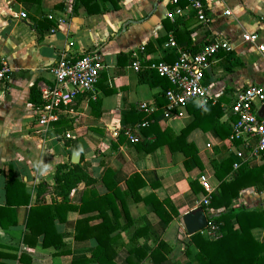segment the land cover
Here are the masks:
<instances>
[{
    "label": "crops",
    "instance_id": "crops-1",
    "mask_svg": "<svg viewBox=\"0 0 264 264\" xmlns=\"http://www.w3.org/2000/svg\"><path fill=\"white\" fill-rule=\"evenodd\" d=\"M86 1L88 5L41 0L36 5L0 0V57L13 69L8 91L0 98V264H99L94 255L100 237L110 257L106 264H196L199 250L182 217L200 209L206 193L203 188L193 192L190 182L199 189V178L205 175L216 191L221 181L215 165L233 161L229 178L237 177L242 164L264 166L253 155L256 141L235 135L238 117L228 112L237 93L252 85L264 89V50H258L264 47V0H203L209 26L191 17L169 20L170 0H116L118 9L110 0ZM243 33H256L259 41L244 42ZM213 36L228 41L232 49L217 54L205 73L211 98L198 104L215 108L202 113L207 114L206 130L197 128L187 138L197 148L200 164L168 146L151 153L137 150L135 143L146 139L142 116L157 113L152 121L177 136L195 120L187 107L183 116L166 117L164 85L168 90L172 85L159 84L147 74L152 64L177 60L178 54L164 45L173 39L195 53ZM67 50L78 57L99 55L106 67L95 91L81 94L40 134L36 108L42 103L41 91L53 84L50 70ZM134 53L141 62L139 72L132 68ZM141 103L156 110L139 113ZM59 165L64 167L59 177L70 174L71 190L55 179ZM135 174L145 182L141 199L169 201L179 214L164 206L173 217L161 237L167 262L156 254V235L145 229L160 222L153 204L137 201L128 189L127 181ZM109 195L114 208L102 215L100 209L108 205L102 200ZM231 207L264 212V174L263 185L243 189ZM251 235L264 246V226ZM130 247L137 255L130 256Z\"/></svg>",
    "mask_w": 264,
    "mask_h": 264
},
{
    "label": "built area",
    "instance_id": "built-area-1",
    "mask_svg": "<svg viewBox=\"0 0 264 264\" xmlns=\"http://www.w3.org/2000/svg\"><path fill=\"white\" fill-rule=\"evenodd\" d=\"M169 3L172 6L166 14L169 20L176 21L191 17L202 25H210L211 19L203 0H170ZM225 14L230 15V12L226 11ZM21 16L24 18L25 14ZM242 40L256 44L259 35L243 33ZM164 49L177 53V60L173 64L165 62L152 64L151 69L172 85V88L165 92L167 99L165 116H183L189 103L209 101L211 96L205 83V73L217 54L231 50L232 46L221 37L213 36L195 53L185 50L173 39L164 45ZM258 50L263 51L264 47L260 45ZM105 67V62L99 55L84 54L78 57L69 50L62 52L57 63L50 70L54 78L53 84L41 91L42 103L36 108L39 127L37 132L46 134L51 125L63 116L65 109L72 106L81 94L94 92ZM132 68L135 72L141 69V62L135 53ZM12 73L13 69L8 59L0 57V98L8 91V82ZM263 109L264 89L255 85L237 93L228 109V112L238 117V122L234 126L235 135L252 136L256 141L253 155L261 161H264V118L259 117V111ZM155 110V107L149 103H141L137 109L139 113L146 115H151ZM148 124L149 122L145 121L142 127ZM130 139L135 142L133 137ZM199 181L206 193L203 204L208 205L215 188L205 175H201ZM198 233L208 240L222 237L217 225L208 224Z\"/></svg>",
    "mask_w": 264,
    "mask_h": 264
},
{
    "label": "trees",
    "instance_id": "trees-1",
    "mask_svg": "<svg viewBox=\"0 0 264 264\" xmlns=\"http://www.w3.org/2000/svg\"><path fill=\"white\" fill-rule=\"evenodd\" d=\"M78 1L88 5L86 0H77V4ZM110 1L114 5V8L118 9V3L116 0ZM30 2L39 5L41 0H30ZM147 74H150V77L152 76V78L156 79L157 83L159 84L161 81L168 82L169 84L167 79L160 77L153 70H150V73L147 72ZM142 75L143 74L140 75L141 81H144L142 80ZM149 84L150 86L155 85L153 82H149ZM164 88L166 92L168 90L167 86L164 85ZM39 104H41V101ZM164 104L166 105V102H162L161 106ZM210 107V104L200 106L196 102L189 103L187 105L188 111L194 115L195 120L178 136L174 135L169 130L162 131L158 125L152 121L158 116L157 113L146 118L142 116L141 122L148 121L149 124L146 127H143V135L146 138L145 141L135 143L137 150H144L148 153H151L162 146H168L171 152H182L187 159L193 158L195 162L200 164L198 150L195 145L187 141V138L191 131L197 128L206 130V126L204 127V123H206L204 119H206L207 114L202 115V113ZM201 123L203 125H201ZM212 128H214V125ZM151 136L153 137L151 138ZM123 142L124 139L120 138L119 144H123ZM116 149H118V146ZM233 166L234 163L231 160L219 165H215V174L221 181V184L218 190L213 193L209 204L202 205L201 209H203L207 215L210 225L219 226L222 237L215 240H205L200 233L190 237L191 242L199 250V253L195 259L196 264H264V246L256 242L251 235L253 229L264 226V212L248 211L246 209L238 210L231 207L233 200L240 195L243 189L252 186L261 187L263 185L264 166L251 169L247 164H242L236 169L237 177L229 178L233 172ZM63 169V166H57L55 179L57 182L61 181L63 183L64 189L71 190L72 185L68 184V180H70V174H67V176H64L63 178L59 177V172ZM74 170L81 172L78 167H74ZM127 185L128 189L131 191V194L137 201L144 200V202L147 204H153L154 212L160 218V222L156 226L148 223L145 229L156 235V240H159L157 241L158 247L156 249V254L159 253L161 255V261L167 262V260L164 259V255H162V251L167 249V246L163 241H161V237L168 225L173 220V217H171V215L164 210L165 205L171 207L170 202L165 201L163 204L155 197L141 199L139 197V190L145 186V182L141 179L139 174L133 175L127 181ZM190 186L195 193L203 190L201 186L199 189H197L195 181H191ZM113 192L118 193L117 189L113 190ZM112 200L113 196L110 195L102 200V203L108 205H105L100 209V214L105 215V210L107 211L108 207L114 208L109 204V201ZM171 211L174 216H179L178 212L174 210L173 207H171ZM211 211L220 212L218 214H212ZM113 212L115 213V209H113ZM234 222H236V225ZM28 227L31 228L30 225ZM104 228L107 229L106 225ZM137 239L138 236L135 237V239H132V242ZM98 240L99 251L94 255V257L95 260L99 262V264H106V262L110 260V257L103 248V237L98 238ZM43 244L46 246V241H44ZM129 252L130 256L137 255L135 248L130 247ZM115 255L116 254L113 255V258Z\"/></svg>",
    "mask_w": 264,
    "mask_h": 264
},
{
    "label": "water",
    "instance_id": "water-1",
    "mask_svg": "<svg viewBox=\"0 0 264 264\" xmlns=\"http://www.w3.org/2000/svg\"><path fill=\"white\" fill-rule=\"evenodd\" d=\"M260 118H264V109L259 113ZM79 157L76 155L75 158ZM77 162V161H74ZM209 222L203 209H196L182 217V225L189 236H193L206 228Z\"/></svg>",
    "mask_w": 264,
    "mask_h": 264
}]
</instances>
